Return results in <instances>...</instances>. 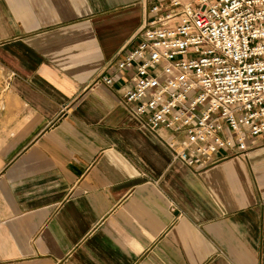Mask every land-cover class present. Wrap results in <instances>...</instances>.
<instances>
[{"label": "crops", "instance_id": "obj_1", "mask_svg": "<svg viewBox=\"0 0 264 264\" xmlns=\"http://www.w3.org/2000/svg\"><path fill=\"white\" fill-rule=\"evenodd\" d=\"M149 10L0 0V264H264V145L191 169L101 83Z\"/></svg>", "mask_w": 264, "mask_h": 264}, {"label": "built area", "instance_id": "obj_2", "mask_svg": "<svg viewBox=\"0 0 264 264\" xmlns=\"http://www.w3.org/2000/svg\"><path fill=\"white\" fill-rule=\"evenodd\" d=\"M147 2L137 45L101 83L123 74L125 106L191 169L264 145V0Z\"/></svg>", "mask_w": 264, "mask_h": 264}]
</instances>
